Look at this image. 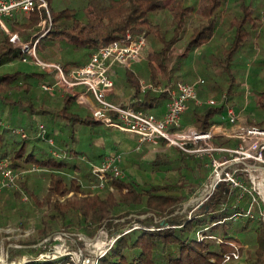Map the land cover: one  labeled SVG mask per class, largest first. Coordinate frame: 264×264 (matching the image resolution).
<instances>
[{
    "label": "trees",
    "instance_id": "trees-1",
    "mask_svg": "<svg viewBox=\"0 0 264 264\" xmlns=\"http://www.w3.org/2000/svg\"><path fill=\"white\" fill-rule=\"evenodd\" d=\"M47 1L52 18L51 25L47 27V33L35 35L38 44L46 47L49 43L62 39L74 49L87 50L88 55L89 50L97 45L122 38L127 29L133 34L143 31L153 33L155 25L151 15L170 0H95V3L86 0L82 11L68 6L53 9V0ZM236 3L239 14L230 29L228 46L223 52L224 63H220L226 74L232 76L227 83V93L235 84L229 71L232 61L258 25V14L254 15L255 9L251 2L237 0ZM224 4L225 0L201 1L198 9L200 19L185 40V55L211 40L219 24L218 12ZM175 10L178 17L173 22L170 36L167 37L168 33L160 34L163 46L157 54L147 55L148 62H156L163 73L167 72V52L185 33L194 7L185 5L184 0H177ZM39 16V12H33L23 24L26 27L35 25ZM15 23H12L14 29ZM16 60H22L21 50L15 49L7 41H0V66ZM80 64L78 61H69L66 65ZM124 75L126 85L133 88L132 96L138 98L139 79L129 70H125ZM46 76V73L40 71H23L19 68L0 73V105L17 107L27 116L25 129L21 127L25 131V137L12 131L21 122L20 118L12 120V125L9 123L12 128L0 126V158H6L12 169L37 165L47 170V184L42 197L29 189L26 181L22 183L35 206L42 210L38 231L35 235L16 239L21 251L7 254L6 262L0 264H65L67 257L64 256L40 258L39 255L46 248L39 241H51L56 234L68 235L72 232L93 238L99 229L105 230L113 242L99 257L97 264H228L229 262H223V257L236 248L238 252L241 251L239 242L244 241V236L249 233H252L249 241L255 246V250L248 264H263L264 221L233 220L236 209L218 207L225 197L223 189L215 191L204 205L191 213L182 215L179 211V204L186 199L181 188L187 187L189 192L194 191L198 187L199 177H203L204 168L198 158L185 157L175 149L173 156L164 150L166 148L155 152L151 163L161 166L163 170H177L180 173L179 190L175 192L171 190L175 188L172 183L141 185L135 179L124 178L108 179L113 191L105 188L100 192H90L85 183L95 182L97 179L91 174L90 164L80 161L79 158L86 156L89 161L100 163L104 153H86L73 145H67V139L60 137V145L64 146L62 149L68 156L53 157L48 145L35 135L38 123H32L31 115L36 113L58 116L70 127L83 125L96 128L103 123L95 120L91 114L81 115L76 111L77 104L71 95L63 98V105L58 110L37 104L35 99H31L29 89ZM199 91L200 89L198 95ZM5 93L8 94L7 97L2 96ZM263 96L264 88L261 92V97ZM261 97L258 99L259 103H263ZM22 100L25 101L24 104ZM167 100L168 95L165 92L148 91L142 95L140 101L135 102V107L154 112ZM37 105L39 106L36 107ZM225 106V103L206 106L190 101L183 116L198 130L206 131L215 122L214 116L224 112ZM256 125L264 128L262 122H257ZM48 134L55 138L53 129H48ZM69 137L72 143L77 142L74 130L70 131ZM160 146L164 147L163 140H160ZM70 192L73 193L72 198L64 202L52 200L53 196H66ZM4 193V197L9 199L18 196L16 190L12 193L4 191L1 196ZM240 235L243 236L242 239L239 238ZM75 242L80 246L84 244L83 240ZM21 253H32L33 257L19 261L17 256Z\"/></svg>",
    "mask_w": 264,
    "mask_h": 264
},
{
    "label": "rangeland",
    "instance_id": "rangeland-1",
    "mask_svg": "<svg viewBox=\"0 0 264 264\" xmlns=\"http://www.w3.org/2000/svg\"><path fill=\"white\" fill-rule=\"evenodd\" d=\"M176 1L177 0L167 1V4L162 9L151 15L153 25H155V29L153 28L152 31L153 33L148 34L145 31L141 32L144 33L146 39L142 51L143 61L132 65L128 70L134 72L135 76L142 80L145 85L152 84L157 90L172 86L176 81L191 82L192 80L202 78L205 80V84L200 88L199 97L203 105L208 106L207 100L210 99L215 100L217 105L225 103L228 106H232L246 124L257 126V122H262L264 126V117H262V115H264V96L261 97V92L264 88V0H247L254 6V15L258 14V25L256 29L252 30L244 47L236 54L232 61L229 71L234 77L235 84L228 93L227 83L229 77L232 76L226 74L220 63H224L223 52L228 46L231 35L230 29L233 25V21L236 20L239 14L238 3H236L237 0H225L224 7L218 12L219 24L211 40L200 45L187 55H185V40L200 19L198 9L200 8L202 0H184L185 5L194 7V12L189 18L187 29L182 38L172 45L167 52V72L163 73L160 71L156 62H148L147 55L149 53L157 54V51H159L164 44L160 40L159 35L168 33V36H166L169 37L171 34L173 22L178 17V13L175 10ZM90 2L95 3V0H90ZM85 4L86 0H53L52 7L53 9H60L64 6H68L75 7L82 11L85 8ZM48 14L49 19L46 17V11L40 14L37 23L30 27H26L23 24L27 22L30 15L27 17L20 16L16 21H9L8 24L10 28L19 33L22 41L28 42L33 40L32 36L34 34L47 33V31H45L46 26L51 25L52 20L49 5ZM44 19H46L45 23L41 24ZM12 23H15L16 29L12 27ZM156 30H158V32ZM0 41L6 42L1 29ZM36 54L37 58L41 61L57 62L66 65L69 61L84 62L86 60L87 50L74 49L69 43L62 39H58L49 43L46 47H41V45L38 44L36 47ZM18 68L23 71H40L46 73L47 76L44 79L36 81L34 87L32 85L29 89V93H31L32 96L31 99H35L37 104L43 105L45 108L51 110H58L63 105V98L66 95H71L66 90H63L61 86L56 85L51 75L33 60L12 61L0 66V73L10 70L13 71ZM125 69L126 68L122 71V79H120L123 83ZM46 82L53 86L52 91L43 89L42 84ZM148 91L160 93L151 90H147V92ZM7 95L8 94L5 93V95L2 96L7 97ZM260 97L263 103L258 102ZM10 98L11 97H9V99ZM73 98L77 104L76 111L80 112L81 115L91 114L87 107L80 105L74 96ZM21 102L24 104L25 101L22 100ZM34 106L35 105H33V107ZM17 118H20L21 122L16 124V127H24L25 129V125H27V116L23 110L17 109V107L13 108L9 104L0 105V121L4 125L6 123L12 125V120L15 121ZM219 118L220 115L218 114L214 116V120L216 121L219 120ZM31 121L34 125L43 123L48 129H53L55 143L61 148L64 146L60 145L61 143L58 140L60 137L67 139V145H73L76 149L85 151L89 154L94 153L95 155L96 153H104L105 156L106 153L111 151L120 152L122 155L121 169L124 174V179H135L141 185H148L149 183H172L175 185V188H171V190L173 192L179 190L180 173L177 170H163L161 166L159 167L157 164L151 163L155 152L160 150L158 149L161 147H159V145L154 146L147 143H142L140 145L136 137L106 124L98 125L96 128L83 125L70 127L68 124L65 125V121L58 116L50 114L38 115L36 113L31 115ZM225 124L228 125L227 123ZM71 130H74L77 137V142L75 143H72L69 137ZM26 131L30 132V130L27 129ZM215 143L217 145L230 146L235 144L234 140L228 142L227 139L223 137L216 138ZM164 150H167L170 156H173L175 153L172 148H166ZM86 158V156H81L79 160L84 163L86 161L87 164H90V169L93 166L91 164H99L89 161ZM31 167L13 169V172L17 175L16 188L0 189L1 263L6 262L7 254L9 255L12 252L21 251L15 242L16 239H20L27 235H35L39 228L42 210L35 206L23 189L22 183L26 181L29 189H33L35 193L42 197L45 192V185L47 184L46 171H33ZM203 171V177H199L198 187L195 188L194 191L189 192L187 187L181 188V191H184L186 197L178 206L182 215L188 213L191 209H196L193 207L194 205H191L194 204L193 198H196L195 196L200 188L201 181L205 179V174H207L205 169H203ZM95 178L97 179L95 182L87 181L89 183H85V186L88 187L92 193L101 191L95 187V184L98 183L97 176H95ZM13 190L18 191L17 198H6L4 197L6 193L1 196L4 191L12 193ZM110 191H113V189ZM72 195L73 193L70 192L66 196H53L52 200L64 202L72 198ZM251 234H246L244 236V241L240 240L239 242L241 245L239 260L229 262L228 264L249 263L255 250V246L249 241L251 240ZM78 237H80L78 232H72L68 235L56 234L51 241L48 240L50 242H44V240H42L39 241V244L46 247L44 253H47V251L50 254L64 253L68 249L71 251L76 248L80 249V247H78L80 245L75 242L79 240ZM95 237L94 240L90 241L92 238L84 236V238L88 240L84 241L83 247L85 248L81 247V249L83 251L86 250L87 253H97V251H103L107 244L110 243L109 241L111 238L107 236L106 231L103 229H99ZM242 237V235L239 236L240 239H242ZM23 253L17 256L19 257V261L27 257H33L32 253ZM39 257L42 258L40 255Z\"/></svg>",
    "mask_w": 264,
    "mask_h": 264
},
{
    "label": "built area",
    "instance_id": "built-area-1",
    "mask_svg": "<svg viewBox=\"0 0 264 264\" xmlns=\"http://www.w3.org/2000/svg\"><path fill=\"white\" fill-rule=\"evenodd\" d=\"M45 11L49 19L47 0H0V29L3 31L5 40L12 47L21 50L23 61L37 62L51 75L56 85L61 86L78 101H83L84 93L89 94L94 103L90 110L92 117L119 131L131 134L137 138L140 145L147 143L158 146L160 140H163L165 148L178 150L185 157L200 159L207 174L201 181L196 198H193L194 204L191 206L194 205V208H200L215 191L223 189L225 197L218 207L236 209L233 220L264 221V128L245 123L239 125L236 131L226 129L225 123L235 125L239 119L237 111L228 105L225 106L224 112L219 114V120L206 131L191 126L183 127L181 118L189 102L194 101L197 105L203 103L198 95L199 87L205 84L202 78L193 82L176 81L172 86L160 90L154 88L152 84L145 85L140 82V95L145 94L147 90L165 92L168 95L165 111L160 116L135 107V102L140 101L141 96L135 101L123 104L108 100L107 95L113 87L114 67L128 69L143 61L142 51L146 43L144 33L133 34L130 29H127L122 38L90 49L86 60L77 66L44 62L37 58L36 34L32 36L33 40L24 42L20 39L19 33L10 28L8 23L16 21L20 16L27 17L33 12L42 14ZM45 20H42L41 24H44ZM42 87L45 90H53V86L48 82L42 84ZM80 88L83 91L77 92ZM207 103L217 105L213 99L207 100ZM3 125L0 121V126ZM5 125L12 128L7 123ZM12 131L25 137V131L21 127L12 128ZM35 135L48 145L53 157L68 156L65 150L56 145L44 124L38 123ZM218 137L233 139L235 144L233 146L217 145L215 139ZM121 163V153L111 151L105 154L99 164H91L93 165L91 173L98 178L95 187L100 190L113 189L108 179L124 178ZM31 169L47 171L37 165H32ZM16 179L17 175L13 172L8 160L0 158V189L16 188ZM206 188L208 192L199 197ZM192 211L193 209L189 213ZM80 237L78 239L83 242L88 240ZM109 242L103 251H97V253L83 251L81 247H85L82 245L78 246L80 249L76 248L73 251L68 249L64 253L53 254L47 251L40 256L50 258L64 256L67 257L65 264H97L99 257L105 253L113 239L111 238ZM239 258L240 253L236 248L223 257V262L237 261Z\"/></svg>",
    "mask_w": 264,
    "mask_h": 264
},
{
    "label": "crops",
    "instance_id": "crops-1",
    "mask_svg": "<svg viewBox=\"0 0 264 264\" xmlns=\"http://www.w3.org/2000/svg\"><path fill=\"white\" fill-rule=\"evenodd\" d=\"M123 70H124V68L119 67V66H115L114 69H113V71H112L113 87L109 91V93L107 95V99L110 100V101H112V102H114V103H122L123 104V103H128V102L135 101V99H136V98H134L132 96L133 95V88L130 87V86H128V85H126V79L124 78V83L122 81H120V79H122V74H123L122 71ZM125 70H128V69H125ZM135 73H136V71H135ZM193 81H195V80H192L191 82H193ZM140 82H142V80L139 79V83ZM200 88L201 87H199V89ZM81 91H83V89H81V88L79 90H77V92H81ZM139 96H142V95H139ZM82 99H83V101H78V103L80 105H83V106L87 107L89 110H91V108L94 106L92 97L89 94H85L84 93ZM165 103L166 102H164L163 105L159 106L158 108H156L154 110V112H151V113L155 114L156 116L162 115L164 113V111H165V108H166ZM214 121H216V120H214ZM244 124H245V121H243L239 117V119L237 120V124H235V125H229V124L226 125L225 124L224 127L226 129L230 130V131H236L237 130V127L239 125H244ZM181 125L183 127H190V126L191 127H195L191 123H188L186 121V119L184 118V116H182V118H181ZM223 138L224 139H227L228 142H230L231 140H233V139H230V138H225V137H223ZM234 142H235V140H234ZM164 148H165V146L163 148L160 147L158 149H164Z\"/></svg>",
    "mask_w": 264,
    "mask_h": 264
},
{
    "label": "bare ground",
    "instance_id": "bare-ground-1",
    "mask_svg": "<svg viewBox=\"0 0 264 264\" xmlns=\"http://www.w3.org/2000/svg\"><path fill=\"white\" fill-rule=\"evenodd\" d=\"M207 192H208V188H206V190L203 191V192L199 195V197L203 196V195L206 194ZM191 202H193V201H191ZM191 202H190V203H191Z\"/></svg>",
    "mask_w": 264,
    "mask_h": 264
},
{
    "label": "water",
    "instance_id": "water-1",
    "mask_svg": "<svg viewBox=\"0 0 264 264\" xmlns=\"http://www.w3.org/2000/svg\"><path fill=\"white\" fill-rule=\"evenodd\" d=\"M80 236L82 237V239H84V237H83L82 234H80ZM94 237H95V236H94ZM94 237H93L90 241H92V240H94V239L96 238V237H95V238H94Z\"/></svg>",
    "mask_w": 264,
    "mask_h": 264
}]
</instances>
